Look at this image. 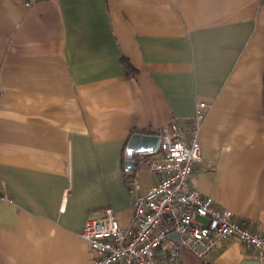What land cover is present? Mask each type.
<instances>
[{"label": "crops", "instance_id": "crops-1", "mask_svg": "<svg viewBox=\"0 0 264 264\" xmlns=\"http://www.w3.org/2000/svg\"><path fill=\"white\" fill-rule=\"evenodd\" d=\"M200 102L190 186L264 232L261 0H0V264H91L86 221L112 207L128 226L125 172L158 178L159 152L126 159L132 132L185 130ZM176 264L259 262L233 239Z\"/></svg>", "mask_w": 264, "mask_h": 264}, {"label": "built area", "instance_id": "built-area-1", "mask_svg": "<svg viewBox=\"0 0 264 264\" xmlns=\"http://www.w3.org/2000/svg\"><path fill=\"white\" fill-rule=\"evenodd\" d=\"M22 1L31 7L44 0ZM208 110L207 103L200 102L187 129L176 122L162 129L159 159L145 161L150 175L158 178L144 189L133 178L128 226L120 225L112 207L86 221L81 237L94 254L91 264H161V258L176 264L185 250L206 262L233 239L264 264V232L190 186V177L202 161L199 136ZM11 200L0 192V202Z\"/></svg>", "mask_w": 264, "mask_h": 264}, {"label": "water", "instance_id": "water-1", "mask_svg": "<svg viewBox=\"0 0 264 264\" xmlns=\"http://www.w3.org/2000/svg\"><path fill=\"white\" fill-rule=\"evenodd\" d=\"M161 145L160 135H146L142 133H135L130 138L125 157L127 160H139L143 157H149L158 154ZM176 239V235L172 236Z\"/></svg>", "mask_w": 264, "mask_h": 264}, {"label": "trees", "instance_id": "trees-1", "mask_svg": "<svg viewBox=\"0 0 264 264\" xmlns=\"http://www.w3.org/2000/svg\"><path fill=\"white\" fill-rule=\"evenodd\" d=\"M122 62H123V65H124V68H125L127 75L130 78H135L137 70L135 68H133V66L129 63V61L123 59ZM135 132L143 133V134H154L153 132L148 131V130H134L132 132V134ZM133 178H134V172L133 171L125 172V180H126L127 186L129 188L131 186Z\"/></svg>", "mask_w": 264, "mask_h": 264}]
</instances>
